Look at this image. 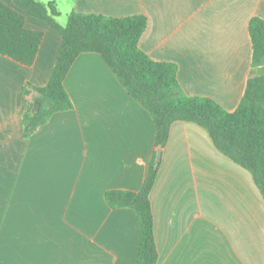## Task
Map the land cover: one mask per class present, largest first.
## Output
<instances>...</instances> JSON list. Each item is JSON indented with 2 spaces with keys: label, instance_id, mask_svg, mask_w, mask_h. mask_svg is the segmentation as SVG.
Masks as SVG:
<instances>
[{
  "label": "crops",
  "instance_id": "crops-1",
  "mask_svg": "<svg viewBox=\"0 0 264 264\" xmlns=\"http://www.w3.org/2000/svg\"><path fill=\"white\" fill-rule=\"evenodd\" d=\"M39 1L57 4L62 25L72 11L145 15L140 47L178 65L186 94L239 106L252 69L249 22L264 20V0ZM23 13L45 35L32 66L0 54V264H137V212L112 208L105 194L140 190L158 149L153 116L99 53L84 52L65 80L74 107L26 137L36 91L23 87L47 84L63 36ZM162 148L151 192L157 264H264V198L251 173L192 121L173 122Z\"/></svg>",
  "mask_w": 264,
  "mask_h": 264
},
{
  "label": "trees",
  "instance_id": "trees-1",
  "mask_svg": "<svg viewBox=\"0 0 264 264\" xmlns=\"http://www.w3.org/2000/svg\"><path fill=\"white\" fill-rule=\"evenodd\" d=\"M14 1L20 11L0 0L1 55L26 66L35 63L45 34L27 27L23 12L48 22L63 36L47 84L39 87L27 83L23 87L26 94H30L31 88L36 91L23 116L26 137L54 113L74 107L65 85L66 77L81 53L97 52L129 94L152 114L158 147L166 145L173 122H195L209 132L223 154L251 173L264 198V20L261 17L250 19L252 69L239 106L229 111L209 97L186 94L178 79V65L156 61L140 47L148 25L145 15L115 17L72 11L62 25L55 2ZM36 102L40 103L38 110L34 108ZM159 167L155 151L140 190L113 189L105 194L112 208L133 207L137 212L141 225L137 264H157L159 259L151 203Z\"/></svg>",
  "mask_w": 264,
  "mask_h": 264
},
{
  "label": "water",
  "instance_id": "water-1",
  "mask_svg": "<svg viewBox=\"0 0 264 264\" xmlns=\"http://www.w3.org/2000/svg\"><path fill=\"white\" fill-rule=\"evenodd\" d=\"M34 108H35V110H38L40 108V103L36 102ZM162 152H163V148L158 147V149H157V160L158 161L161 160Z\"/></svg>",
  "mask_w": 264,
  "mask_h": 264
},
{
  "label": "rangeland",
  "instance_id": "rangeland-1",
  "mask_svg": "<svg viewBox=\"0 0 264 264\" xmlns=\"http://www.w3.org/2000/svg\"><path fill=\"white\" fill-rule=\"evenodd\" d=\"M60 22L65 23L66 21L60 20Z\"/></svg>",
  "mask_w": 264,
  "mask_h": 264
}]
</instances>
